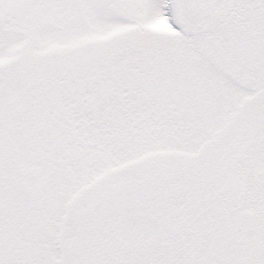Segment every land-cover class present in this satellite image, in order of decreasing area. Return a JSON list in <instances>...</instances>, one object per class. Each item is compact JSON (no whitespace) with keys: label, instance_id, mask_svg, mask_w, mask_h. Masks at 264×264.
<instances>
[{"label":"snow or ice","instance_id":"obj_1","mask_svg":"<svg viewBox=\"0 0 264 264\" xmlns=\"http://www.w3.org/2000/svg\"><path fill=\"white\" fill-rule=\"evenodd\" d=\"M0 264H264V0H0Z\"/></svg>","mask_w":264,"mask_h":264}]
</instances>
